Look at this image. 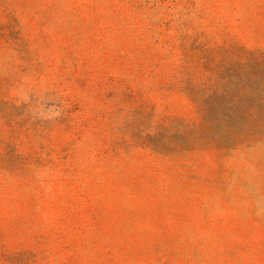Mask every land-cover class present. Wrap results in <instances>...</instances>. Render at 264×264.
<instances>
[{"label": "rangeland", "instance_id": "rangeland-1", "mask_svg": "<svg viewBox=\"0 0 264 264\" xmlns=\"http://www.w3.org/2000/svg\"><path fill=\"white\" fill-rule=\"evenodd\" d=\"M0 264H264V0H0Z\"/></svg>", "mask_w": 264, "mask_h": 264}]
</instances>
